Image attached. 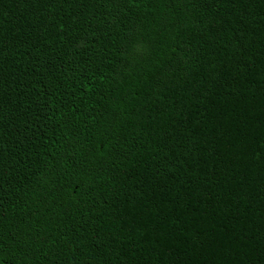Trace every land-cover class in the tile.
<instances>
[{
	"label": "trees",
	"instance_id": "trees-1",
	"mask_svg": "<svg viewBox=\"0 0 264 264\" xmlns=\"http://www.w3.org/2000/svg\"><path fill=\"white\" fill-rule=\"evenodd\" d=\"M0 264H264V0H0Z\"/></svg>",
	"mask_w": 264,
	"mask_h": 264
}]
</instances>
